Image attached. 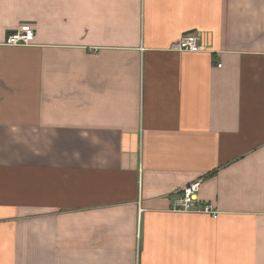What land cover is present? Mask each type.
Listing matches in <instances>:
<instances>
[{"label":"crops","instance_id":"1","mask_svg":"<svg viewBox=\"0 0 264 264\" xmlns=\"http://www.w3.org/2000/svg\"><path fill=\"white\" fill-rule=\"evenodd\" d=\"M0 264H264V0H0Z\"/></svg>","mask_w":264,"mask_h":264},{"label":"built area","instance_id":"2","mask_svg":"<svg viewBox=\"0 0 264 264\" xmlns=\"http://www.w3.org/2000/svg\"><path fill=\"white\" fill-rule=\"evenodd\" d=\"M36 37V29L31 24H22L14 32L9 34L5 40L7 45H30ZM171 50L179 52H200L203 51L202 38L198 32L188 33L181 36L171 45ZM221 66V65H220ZM201 181L194 182L174 192V200L171 210L183 213L208 214L217 218L220 211L211 202L198 198Z\"/></svg>","mask_w":264,"mask_h":264}]
</instances>
